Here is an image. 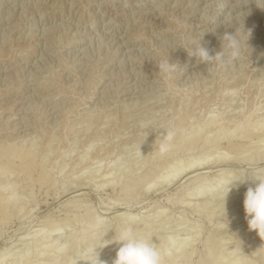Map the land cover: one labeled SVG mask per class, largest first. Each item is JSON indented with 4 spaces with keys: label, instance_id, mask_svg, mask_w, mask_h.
Instances as JSON below:
<instances>
[{
    "label": "rangeland",
    "instance_id": "1",
    "mask_svg": "<svg viewBox=\"0 0 264 264\" xmlns=\"http://www.w3.org/2000/svg\"><path fill=\"white\" fill-rule=\"evenodd\" d=\"M241 10L239 0H0V148L31 149L37 165L0 173L1 264L45 249L47 264L55 242L87 225L86 211L106 230L90 231L97 242L131 226L156 241L164 264L264 263L254 253L264 236L248 229L242 208L252 183L225 200L212 190L218 174L264 168L255 136L243 161L251 142L234 131L245 118L264 121V7L248 0ZM238 26L248 36L227 68L189 56L198 44L215 55L219 36ZM167 58L181 70L158 73ZM192 135L195 147L182 152ZM171 166L179 171L165 176ZM68 219L70 234L39 238ZM169 236L184 239L173 247ZM85 240L74 257L108 252Z\"/></svg>",
    "mask_w": 264,
    "mask_h": 264
},
{
    "label": "clouds",
    "instance_id": "2",
    "mask_svg": "<svg viewBox=\"0 0 264 264\" xmlns=\"http://www.w3.org/2000/svg\"><path fill=\"white\" fill-rule=\"evenodd\" d=\"M247 3L248 0H239L240 11ZM255 3L258 7H264V0H255ZM245 36L247 39L248 33L242 31V27L238 26L231 33L226 31L219 36V51L215 55L209 56L208 50L199 44L192 49L191 55L189 53L188 55L194 57L197 63L207 64L212 61L221 68H227L239 59L242 46L245 47ZM156 67L157 72L163 76H171L181 70L178 69L176 64L169 63L168 58L159 61ZM249 181L253 186L246 188L243 194L242 208L248 229L255 231L260 238L264 236V168L243 171L242 173H231L229 178L221 185L222 195L223 200H225L233 187ZM168 239L171 246L178 247L184 238L169 236ZM108 241L104 242L103 247L108 244L118 246L111 264H164V251L156 241L153 242L152 238H142L135 235L131 226L122 227ZM73 264H102V262L98 258L97 249L91 248L84 249L79 256L74 257Z\"/></svg>",
    "mask_w": 264,
    "mask_h": 264
},
{
    "label": "bare ground",
    "instance_id": "3",
    "mask_svg": "<svg viewBox=\"0 0 264 264\" xmlns=\"http://www.w3.org/2000/svg\"><path fill=\"white\" fill-rule=\"evenodd\" d=\"M117 1V0H116ZM70 4V3H69ZM21 5V4H20ZM10 8V7H9ZM160 12V11H159ZM204 13V12H203ZM243 14V13H242ZM25 16V15H24ZM206 17V16H205ZM165 32V31H164ZM32 36V35H31ZM204 44V43H203ZM128 54V53H127ZM133 59V58H132ZM197 66V65H196ZM31 71V70H30ZM26 74V73H25ZM136 74V73H135ZM133 75V74H132ZM43 99V98H42ZM32 101V100H31ZM22 118V117H21ZM180 119V118H179ZM250 119V118H249ZM183 120V119H182ZM242 122V121H241ZM241 122H239V124H237V125H235V129H234V131H236V134H237V132H238V136H239V139H245V138H250V139H252L253 137L252 136H255V140H257L258 141V146H259V148L261 149V150H263V152H264V121L262 122V123H260V124H256V123H254V125L253 124H251L246 118H245V120L241 123ZM257 122H259V121H257ZM219 123V122H218ZM256 124V125H255ZM177 125V124H176ZM227 126V125H226ZM219 128H221V127H219ZM218 128V129H219ZM234 128V127H233ZM197 131V130H196ZM222 131V130H221ZM231 131V130H230ZM198 133V132H197ZM235 133V132H234ZM230 135V134H229ZM193 137L192 138H190V139H186L187 141H183V140H181V141H183V142H179V140H176V142L178 141L179 143H178V145H180L179 147L180 148H182L181 150H182V152L184 151V149L186 150V151H192L193 149L192 148H194L193 147V145L195 144L196 145V143H197V138L196 137H198V136H195V135H192ZM227 136V135H226ZM233 136V135H232ZM241 136V137H240ZM252 137V138H251ZM256 137H258V139H256ZM222 138V137H221ZM181 139V138H180ZM202 139V138H201ZM228 139V138H227ZM250 139H248V140H250ZM203 140V139H202ZM219 140H221V139H219ZM247 140V141H248ZM256 141V142H257ZM212 142V141H211ZM250 142H251V140H250ZM212 143H214V142H212ZM208 144H210V142L206 139V138H204V140L201 142V148L202 147H205V149H206V147H207V145ZM249 144V143H248ZM246 144L244 147H243V149H244V151L243 152H241V147L238 145V146H231V144L228 146V149H236L235 151L237 152L238 151V153H242L241 155H243V158H241L243 161H247V160H250L248 157V155H249V153H250V151L252 152L253 150H251L252 149V147L253 146H255V145H253L252 146V142H251V145L249 144ZM254 144V143H253ZM257 144V143H256ZM5 146H3V147H1L0 148V173L3 175L4 173V175L5 176H7L8 174H12V173H14V169H16V171H22V172H25L26 173V171H29V169L35 164V158H34V154H33V151L30 149V150H25L24 148L23 149H21L22 147H13L12 145H6V144H4ZM173 145V144H172ZM233 145V144H232ZM169 146H171V145H169ZM209 146V145H208ZM249 146V147H248ZM250 146H252V147H250ZM257 146V147H258ZM176 147V146H175ZM174 147V148H175ZM178 147V148H179ZM256 147V148H257ZM26 148V147H25ZM30 148V147H29ZM32 148V147H31ZM173 148V147H172ZM199 148V147H198ZM208 148V147H207ZM217 148V147H216ZM241 148V149H240ZM168 149H170V147L168 148ZM192 149V150H191ZM204 149V148H203ZM214 149V148H213ZM239 149H240V151H239ZM254 149V148H253ZM197 150V149H196ZM199 150H201V149H199ZM257 150H258V148H257ZM173 151V150H172ZM195 151V150H194ZM256 150L254 149V151L253 152H255ZM167 152V151H166ZM160 153V152H159ZM188 153V152H187ZM186 153V154H187ZM209 153V152H208ZM216 153V152H215ZM214 152L210 155L209 154V156H212L213 154H215ZM222 153V152H221ZM225 153V152H224ZM263 154V153H262ZM157 155H158V153H157ZM228 155V154H227ZM162 156V155H161ZM229 157V156H228ZM222 158H224V156L222 157ZM227 158V157H226ZM218 159V158H217ZM222 160V159H221ZM241 160V161H242ZM192 162V161H191ZM40 164V163H39ZM178 164V163H177ZM191 163H189V165H190ZM36 165V164H35ZM34 165V166H35ZM37 166V165H36ZM40 166V165H39ZM179 165H177V167H178ZM191 166V165H190ZM172 167V170H171V168H170V170H169V168L166 170L167 172L166 173H164V175L166 174L167 176H169L168 174H172V172H173V170L176 168L175 166H171ZM173 167H174V169H173ZM34 168V167H33ZM182 168V167H181ZM188 168V167H187ZM177 169V168H176ZM33 170V169H32ZM42 171V170H41ZM177 171H179L178 169H177ZM177 171H175L178 175H179V173L177 172ZM181 172H182V169H181ZM6 173H8V174H6ZM1 174H0V176H1ZM109 174V173H108ZM111 174V173H110ZM3 175V176H4ZM44 175V174H43ZM165 175V176H166ZM9 176V175H8ZM41 176H42V174H41ZM103 176V175H102ZM106 175H104L103 177H105ZM173 176H174V173H173ZM172 176V177H173ZM43 177L44 176H42V178H40V180H38V181H40V183L41 184H43L42 182H43V180L45 179H43ZM164 177V176H163ZM176 177V176H175ZM167 178V177H166ZM229 178V176L227 177V176H225V175H222V174H218L216 177H215V181H214V187L213 186H211L210 185V187L212 188L213 187V191L215 192L216 190H214V189H217V188H215V187H221L219 184H221L222 185V183L223 182H225L227 179ZM200 180V183L202 184V180L201 179H199ZM46 181V180H45ZM142 181V180H141ZM139 183V182H138ZM204 183V182H203ZM205 184V183H204ZM219 185V186H218ZM137 186V185H136ZM136 186H133L132 188H130L129 186H128V188L127 187H125L126 188V190H124V192L126 191V193H127V195H129V193L128 192H130L131 190H133L134 189V187H136ZM196 189H198V188H196ZM207 189V188H206ZM208 189H209V187H208ZM221 189V188H220ZM130 190V191H129ZM211 190V189H210ZM209 190V191H210ZM211 190V192H209V193H212L213 191ZM198 191H199V189H198ZM208 191V190H207ZM202 192V191H201ZM123 193V192H122ZM203 193H204V191H203ZM217 193V192H216ZM125 194V193H124ZM123 194V195H124ZM214 194V193H213ZM126 195V196H127ZM191 195V194H190ZM201 195V194H200ZM211 195V194H210ZM125 196V195H124ZM198 196V195H197ZM7 205V203H5V200H4V198L2 197L1 199H0V212H2V211H4L3 209H5L6 210V206ZM2 210V211H1ZM4 214V213H3ZM85 217H83V218H85V221H87L88 223H87V227L85 228H83V230H79V232L77 233H75L71 238L69 237L70 235H68V234H70L69 232H67L66 231V227L68 228L69 226H70V223L71 222H73L74 220H70V219H68L67 220V222L65 223V224H63V226H56L55 224H52V223H49V225L47 224V225H45V228H47L46 229V233H45V235H43V237L42 236H40L39 238H42V239H45L44 237H47V239H45V240H48V238L50 237L49 235H50V233H52L53 234V232H57V234H60L61 236H62V238L64 237V235H68L67 237L65 236L64 238H65V243H64V241H63V243H62V240L64 239H59V243L57 242V244H56V242H55V244H54V246H53V249H54V258L52 257V259L47 263V264H68L69 262H72L73 260L71 259L72 257L74 258V255H73V253L75 254V252H73L74 251V248H75V246H76V244H78V242H80V241H82V240H84V239H88L89 240V244L91 243V242H93L94 240H96L95 239V237H92V232H96L97 233V235L96 236H98L99 234V236H102V234L101 233H103V232H105L106 230L105 229H103V228H101V229H103V231H101V230H99V229H97V226H99L98 224H97V220H96V218L90 213V212H88V211H86L85 213ZM121 215V214H120ZM126 215V214H125ZM123 216V215H122ZM128 216V215H127ZM130 216V215H129ZM128 216V217H129ZM131 216H133V215H131ZM97 217V216H96ZM67 218V217H66ZM125 218V217H124ZM65 219V218H64ZM63 219V220H64ZM81 220H82V218H80ZM80 219H78V220H80ZM131 219V218H130ZM134 219V218H133ZM66 220V219H65ZM77 220V221H78ZM81 220H80V222H81ZM69 221H70V223H69ZM75 221H76V219H75ZM74 221V222H75ZM84 221V222H85ZM132 221V220H131ZM83 222V221H82ZM45 223H47V222H45ZM44 223V224H45ZM76 223V222H75ZM86 223V222H85ZM44 226V225H43ZM44 228V227H43ZM98 228H100V227H98ZM241 230V229H240ZM90 231H92V232H90ZM99 233V234H98ZM51 234V235H52ZM56 234V235H57ZM104 234V233H103ZM108 234V233H107ZM110 234V233H109ZM104 235H106V234H104ZM94 236V235H93ZM98 236V237H99ZM60 237V236H59ZM68 237H69V239L70 240H66V239H68ZM104 237V236H103ZM101 238V239H103L102 241H101V239H99L101 242H97V240L96 241H94V243H102V244H104V242L105 241H108V237L109 236H107V240L105 239L104 240V238ZM61 238V237H60ZM94 238V239H93ZM110 238H111V236H110ZM58 239V238H57ZM98 239V238H97ZM23 240V239H22ZM85 240V241H86ZM111 240V239H110ZM87 242H86V244H87ZM108 242H110V241H108ZM88 244V245H89ZM64 245V246H63ZM87 245V246H88ZM91 245H93V243H91ZM90 246V245H89ZM89 246H88V248H89ZM108 246V252L107 253H105L104 255L102 254L101 255V257L99 258V260L102 262V264H111V261H110V259H113L114 258V255H115V251H116V249H117V245H115V244H108L107 245ZM258 249V248H257ZM256 249V251L254 252V253H257V254H259V259H261L262 261H264V249L262 248L261 250H257ZM5 251V250H4ZM3 251V252H4ZM43 251V250H42ZM47 253L48 252H46V249L42 252V253H40L41 255L40 256H37V255H39V254H37L36 256L37 257H33V255L31 256V257H33V259L30 257H28V255H26V254H24V255H21L20 256V258L16 261L15 259H13L15 262V264H41V263H44L43 261H47V260H45V256L47 255ZM13 256V254L11 255V257ZM48 256V255H47ZM0 257H2V256H0ZM77 257V256H76ZM13 258V257H12ZM12 258H10V259H12ZM172 258H174V257H172ZM13 260L10 262L11 264H12V262H13ZM70 260H72V261H70ZM171 260V259H170ZM1 262V261H0ZM73 263V262H72ZM71 263V264H72ZM1 264V263H0ZM70 264V263H69ZM207 264H212V263H210V262H208L207 261ZM230 264H238V263H236V261H234V262H232V263H230ZM264 264V263H263Z\"/></svg>",
    "mask_w": 264,
    "mask_h": 264
}]
</instances>
